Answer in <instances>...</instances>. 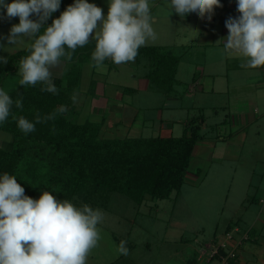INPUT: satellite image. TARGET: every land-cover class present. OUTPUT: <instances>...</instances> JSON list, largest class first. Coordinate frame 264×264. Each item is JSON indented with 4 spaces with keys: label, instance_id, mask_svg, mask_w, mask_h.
Segmentation results:
<instances>
[{
    "label": "rangeland",
    "instance_id": "1",
    "mask_svg": "<svg viewBox=\"0 0 264 264\" xmlns=\"http://www.w3.org/2000/svg\"><path fill=\"white\" fill-rule=\"evenodd\" d=\"M159 1L149 0L150 13L158 20L153 17L156 39H149L145 45L178 44V47H173V52L182 57L177 75L181 82L171 93L158 88L146 77L149 66L144 58L140 63L135 58L132 62L119 65L110 58L98 66L85 62L81 66V83L75 92L78 110L71 116L79 123L98 117L102 119L105 115L107 127L111 130L107 131L106 137L180 136L187 123L200 114L206 117L201 133L208 140L215 143L219 135L227 137L232 131L233 134L228 141H217L216 147L209 143L205 147L199 146L201 150H197L192 157L185 184L171 197L148 198L137 206L128 196L114 193L111 209L99 208L103 213V220L97 226L101 239L93 250L96 253L105 251L107 246L117 242L116 238L119 243L126 241L129 254L117 264H190L186 259L194 255L195 249L204 247L213 257L218 247L212 249L210 244L216 245L217 241L227 239L229 224L238 221L242 231H245L262 209V205L251 198L254 194L258 195L256 192L260 185L264 187V129L261 134L252 133L243 144L230 124L222 123L232 121L242 104L238 98L230 101L227 93H214L212 90V87L225 89L229 77H237L238 84L243 82L247 69H253L251 74L255 76L262 71L241 67L247 58H235L234 53L225 52L220 38L215 43L198 37L191 41L185 39L184 20L176 25L170 24L166 12L162 11L163 2L160 5ZM5 2L10 3L8 0ZM88 2L103 11L109 9L110 0ZM29 18L36 21L38 16L32 14ZM18 23L19 17L9 18L6 9L0 7V57L7 60L19 50H29L33 43L23 37L14 46L8 44L10 29ZM65 67L66 63L60 60L50 67L51 76L62 75ZM20 78L19 71L11 75L6 80V88H13ZM94 79H99L117 93V96L110 97L105 111L102 107L96 110L97 104H93L94 100L103 98L99 83L94 84ZM232 91L233 94H240L245 90L236 87ZM111 118L120 121L117 126H113ZM254 130L251 129V132ZM255 164L258 167L254 173L252 167ZM132 243L135 247L131 249ZM208 244L210 246L207 247ZM253 251L264 255V247L249 240L242 256L251 258ZM217 259H211L209 264H219Z\"/></svg>",
    "mask_w": 264,
    "mask_h": 264
},
{
    "label": "clouds",
    "instance_id": "2",
    "mask_svg": "<svg viewBox=\"0 0 264 264\" xmlns=\"http://www.w3.org/2000/svg\"><path fill=\"white\" fill-rule=\"evenodd\" d=\"M219 6L220 0H171L172 9L182 18L190 12L203 17ZM0 7L6 9L9 18L19 17V23L10 29L8 44L14 46L23 37L33 41L30 54L18 61L22 77L19 84L41 83V91L53 94L58 89L51 79L50 67L62 57L71 60L76 48L88 44L90 38L96 41L92 60L97 66L106 58L117 65L132 62L141 46L156 39L149 0H110L106 16L88 0H75L47 27L43 25L59 9L60 0H0ZM237 10L240 17L226 21L229 35L224 51L247 58L241 67L264 66V0H238ZM32 14L38 20L30 19ZM7 62L6 57H0V63ZM72 100L76 101L75 94ZM13 104L22 109V97L14 101L0 89V123L7 120ZM58 111H66V107ZM55 116V112L44 117L37 113L35 122L23 116L13 119L27 135L36 130V124ZM102 220L100 209L87 204L77 207L66 199L57 200L48 191L33 199L24 194L14 175L5 172L0 176V264H87V257L101 239L97 226ZM126 244L120 241L118 254H129Z\"/></svg>",
    "mask_w": 264,
    "mask_h": 264
},
{
    "label": "trees",
    "instance_id": "3",
    "mask_svg": "<svg viewBox=\"0 0 264 264\" xmlns=\"http://www.w3.org/2000/svg\"><path fill=\"white\" fill-rule=\"evenodd\" d=\"M10 3L12 0H8ZM75 0H60V7L45 21H52ZM38 20V19H37ZM44 31L41 28L40 33ZM96 41L92 38L77 47L72 59L62 57L66 67L60 76H51L58 92L41 91L44 86H21L20 78L13 88H6V80L18 73V61L30 54L28 49L10 55L7 65L0 63V89L15 101L22 97V109L13 104L7 120L0 123V131L11 138L0 144V176L5 172L16 177L24 194L38 199L44 191L57 200L66 199L77 207L85 204L93 209H111L114 193L132 199L137 206L148 198L166 199L179 192L186 182L196 143L205 138L201 128L204 114L189 121L180 136L106 137L101 134L104 122H77L71 114L77 112L72 96L82 79V64L93 62ZM66 51L67 46H65ZM148 61L149 78L158 88L174 91L180 56L161 45H144L138 49L137 61ZM108 62L107 58L103 63ZM68 64V66H67ZM95 84L96 82L93 81ZM61 106L66 111L59 112ZM56 113L55 119L35 125V131L24 134L17 126L23 116L35 122L37 113L44 117ZM220 244L211 259L226 255ZM236 257L229 260L233 264Z\"/></svg>",
    "mask_w": 264,
    "mask_h": 264
},
{
    "label": "crops",
    "instance_id": "4",
    "mask_svg": "<svg viewBox=\"0 0 264 264\" xmlns=\"http://www.w3.org/2000/svg\"><path fill=\"white\" fill-rule=\"evenodd\" d=\"M159 2H160V5H161V2H163L162 11L164 12V14L166 12V15L169 17L170 24L176 25V24H179L180 21L184 20L183 24H186V32H185L186 34L184 38L190 41L195 40L198 37V38H203V39H210L211 40L210 42L215 43L216 40L220 38L222 42L221 44H225L226 38L229 35V30L226 27V21H228L230 18L238 19L241 15L239 11L237 10L238 0H220V6L215 7L212 13L210 14H205V16L201 17L198 15L197 12H190L186 14L183 18L177 13H175L174 9H172L171 0H160ZM107 13L108 11H103V14L107 15ZM154 19L157 21L158 17L155 16ZM164 46L166 48L173 50L175 47H178V44L167 43ZM234 55H235L234 56L235 58L243 57L239 53H234ZM181 58L182 57L180 56V61H179V65H178V69L176 73L177 83L181 82V80H179L177 76L179 73V69H180ZM136 60H137V56H136ZM258 70L262 72L261 74L256 75V76L255 74H251L253 69H247L246 70L247 74L245 75L243 71L242 73L245 77V80H243V82L241 81V83L239 84H238V80L236 79L237 77H234V79L229 77L227 87L225 89H217L216 87H212V90L214 91V93H223V92L227 93L230 101H232L233 98H238L239 102L242 104V106L238 108V115L236 114L239 118L235 116L232 119L233 122L225 121L222 123H225V125H228L229 123L231 126V130L234 129L236 131L235 136L236 137L239 136L243 144H245L248 141L252 133L261 134V130L264 129V66L258 67ZM63 71H64V68H63ZM193 79H194L193 83L195 85L196 84L195 74H194ZM93 81L96 82L95 83L96 85L99 83V87H100L99 92L101 96L103 97L102 99L94 100L93 104H97L96 110L102 107V109L105 111L110 97L117 96V93L115 94L114 91H112L110 88H107L103 82H99L100 81L99 79H94ZM213 85L215 86V81H213ZM236 87L243 89L245 91H243L240 94H233L232 90L235 89ZM215 90H217V92H215ZM171 92H167V93H171ZM102 116H103L102 119L98 117L97 119L91 120V121L104 122L101 134L105 135L107 131L111 132V130L108 129L107 124H106L107 117H105V115H102ZM110 120H112L113 126H117L118 123L120 122L116 118L115 119L111 118ZM167 127H169V124H167ZM216 127L217 125L214 126V128ZM251 129H255L254 131L256 132L254 131L251 132ZM232 134H233V131L227 137L219 135L215 143L213 141L208 140L206 137L199 140L194 147L193 155L195 154L197 150L199 151L201 150L199 146L205 147V145L209 143L210 145H213L216 147L217 145L216 143H219L217 141L221 139L224 142L228 141V139H230V136H232ZM160 135L166 136V137L173 136V134L172 135L171 134H160ZM10 138L11 137L7 133L0 131V144H2L4 141L9 140ZM121 138H124V137H121ZM257 167H258V164L253 165L252 168L255 169L253 171L254 173ZM256 193L258 195H255V194L252 195L251 200L260 203L262 205V209L257 216L252 218L250 227L245 229V231H242V227L240 223L238 221L233 222L229 224L227 227L226 233L228 237L224 242L217 241L215 243L216 245L210 244L212 249H214L216 246L218 247L220 244H223V246H226L227 250H231L236 247L238 254L233 264H264V255L263 256L257 255V252L255 251H253L254 256L251 258H246L242 256V251L244 247L246 246L247 241L249 240L253 241V243H256V245H258L259 247H264V204L261 203V198L264 197V187L261 188V185H260ZM101 209H104V208H101ZM115 241L117 242H115L113 245L107 246V249L105 251L100 250L98 253H96V251L92 250L89 256L87 257V264H117L119 263L123 259L124 255L117 253L116 247L119 245V242L117 238ZM182 241H183V238H182ZM210 245L208 244L207 247ZM130 246H131L130 247L131 249L135 247L133 243ZM211 258H212V255L208 251V248L204 247L201 250L195 249L194 255L191 257L189 256L188 259L186 260L190 264H209V261H211Z\"/></svg>",
    "mask_w": 264,
    "mask_h": 264
},
{
    "label": "built area",
    "instance_id": "5",
    "mask_svg": "<svg viewBox=\"0 0 264 264\" xmlns=\"http://www.w3.org/2000/svg\"><path fill=\"white\" fill-rule=\"evenodd\" d=\"M261 203L264 204V197L261 198ZM237 254H238V252H237L236 247L231 249V250H228L227 254L223 255L222 258L220 259L219 264H229V260L231 258L236 257Z\"/></svg>",
    "mask_w": 264,
    "mask_h": 264
}]
</instances>
